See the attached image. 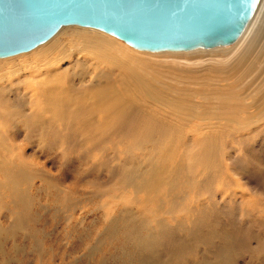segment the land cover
<instances>
[{
    "label": "rangeland",
    "instance_id": "obj_1",
    "mask_svg": "<svg viewBox=\"0 0 264 264\" xmlns=\"http://www.w3.org/2000/svg\"><path fill=\"white\" fill-rule=\"evenodd\" d=\"M257 14L244 37L252 38L258 46L244 59L247 71L238 79L241 92L263 83L264 0ZM147 56L144 57L147 64L156 60L155 55ZM160 63L173 65L171 63L175 62L166 59ZM207 65H213V72H226L231 68L223 63L210 62ZM234 71L239 73L241 70L233 68L225 74L231 81L237 76ZM196 72L197 75L211 74L202 72L199 66ZM184 75L196 77L190 71H184ZM97 89V83L93 86L83 83L70 93L84 96ZM191 103L204 104V100L198 95ZM211 104L214 105L215 101ZM19 106L22 114H28L24 102L19 101ZM4 120L3 133L0 130V264H196V255L205 248L202 244L190 249L191 242H187L178 256L168 246L144 249L150 236L161 235L166 229L177 232V239L189 238L192 222L182 219L192 216L186 210L188 205L197 210L193 208L195 198L202 197L206 202H199V208L213 204L217 211H222L219 194L210 198L202 190L207 186L205 181L213 180L218 185L222 177L232 178L238 192L225 196L236 202L227 205L229 208L224 207L235 213L236 228L248 230V238L250 236L239 242L247 248L238 244L237 251L232 252L233 264H264V119L261 125L251 126L250 130L211 128L201 129L198 133L196 121H203L201 124L214 122L206 116H195L192 117L193 124H175L184 128L179 139L151 138L133 146L125 143L107 146L105 138H100L98 143L87 145L90 151L84 148V137L77 135L74 140L78 131L72 134L73 140L70 141L69 137L68 145L61 142V137L54 140L40 138L39 130L30 131L21 124V116L8 115ZM242 134L245 138H241ZM194 136L198 138L193 139ZM240 141L244 142L245 148L240 146ZM218 142V159L222 161L225 174L203 177L195 159L212 152V146ZM166 153H172L174 159H183L193 178L177 182L180 192L164 191L160 194L161 202L156 205L147 203L144 201L147 191L139 188L144 179L141 174H148L154 165L160 166L156 158ZM2 154L7 158L1 159ZM235 155L238 156L237 163H230L227 158ZM15 169L19 175L16 179L19 180L16 182L19 194L16 193L17 196L23 194L25 207L11 205L15 196L9 195L7 186L3 188L8 171ZM132 174L137 176L127 182V177ZM193 179L198 180L195 189L191 186ZM167 183L162 180L159 184L166 187ZM217 185L207 191L214 192ZM240 195L246 203L240 202ZM172 198L178 199L175 207L166 204ZM227 200V204L231 203ZM220 228H223L222 219H218L216 225V229ZM187 231H190L189 235H186ZM219 246L214 240L213 248L207 253L208 261Z\"/></svg>",
    "mask_w": 264,
    "mask_h": 264
},
{
    "label": "bare ground",
    "instance_id": "obj_2",
    "mask_svg": "<svg viewBox=\"0 0 264 264\" xmlns=\"http://www.w3.org/2000/svg\"><path fill=\"white\" fill-rule=\"evenodd\" d=\"M262 3L263 0L258 1L251 18L235 41L212 47L151 51L133 47L94 27L63 25L30 50L0 57V130L3 133L6 125L4 119L8 115H17L23 119L21 124L30 131L39 130L40 138L43 139L54 140L61 137V142L68 144L69 137L70 141L73 140L72 134L78 131L74 140L78 136L84 137V148L90 151L87 145L98 143L100 138H105L107 146L123 143L133 146L141 140L151 138L179 139L184 128L175 124H193L192 117L195 116H206L214 122L201 124L203 121H196L194 124L198 133L201 129L234 131L259 126L264 119V78L262 85L250 87L244 92L238 88V79L247 71V67L243 65L246 54H252L258 46L252 42V38L244 37L249 26L256 21ZM147 55H155L156 60L147 64L144 58L149 57ZM166 59H172L175 63L171 64L174 66L160 63ZM210 62L229 64L231 68L226 72H213V65H207ZM198 66L202 72L212 71L211 74L197 75ZM233 68L241 71H234L237 76L231 81L230 76L225 74ZM184 71H190L196 77L184 75ZM222 81L224 83L220 84ZM83 83L91 86L97 83L98 89L93 94L84 96L70 93ZM5 95L9 97L5 98ZM198 95L202 97L204 104L191 103ZM19 101L27 105L28 114L21 113ZM213 101L214 105L211 104ZM262 127L263 131L264 126ZM195 138L198 137L194 136L193 139ZM241 138H245L244 134ZM239 144L245 148L243 141ZM219 150L220 142L212 146V152L195 159L203 177L225 174L222 161L218 159ZM100 154L103 155V152ZM6 158L7 155L2 154L1 159ZM156 159L160 166L154 165L148 174H141L144 179L139 186L147 191L144 201L155 205L162 201V192H180L177 182H184L187 177L193 178V173L188 170L183 159H174L172 153L159 155ZM227 159L230 163H237L238 156ZM136 176L137 174L128 176L127 182ZM16 179H19L17 169L8 171L2 183L3 188L7 186L9 195L15 196L11 205L17 207L21 204V207H25V201L21 197L23 194L17 196L16 182L19 180ZM162 180L168 181L166 187L159 184ZM205 183L207 186L202 187L203 194L210 198L219 194L222 211H217L218 208L213 204L199 208L198 203L205 200L202 197L195 198L193 208L197 210H192L188 205L186 210L192 216L189 219L184 216L182 219L192 222L191 234L190 231L186 233L190 234L189 238L177 239V232L166 229L161 235L150 236L144 250L168 246L178 256L185 248V243L191 242L188 246L190 249L200 244L205 247L203 252L196 255V264L234 263L232 252L237 251L239 242L250 238L246 228H242L246 231L236 228L235 213L225 209L236 202L227 200L225 196L237 192V186L230 177H222L218 185L213 180ZM197 185L198 180L193 179V189ZM212 185H217L214 192H208ZM18 191L21 192L19 189ZM240 198V202H245L244 197L240 195ZM225 200L231 203L227 204ZM177 203L178 199L172 198L166 204L175 207ZM178 218L177 222L180 221ZM218 219H222L223 228L216 229ZM214 240L220 246L208 261L207 253L213 248ZM239 245L247 248V245ZM142 255L143 252L140 253Z\"/></svg>",
    "mask_w": 264,
    "mask_h": 264
},
{
    "label": "water",
    "instance_id": "obj_3",
    "mask_svg": "<svg viewBox=\"0 0 264 264\" xmlns=\"http://www.w3.org/2000/svg\"><path fill=\"white\" fill-rule=\"evenodd\" d=\"M259 0H0V57L77 24L151 51L230 44Z\"/></svg>",
    "mask_w": 264,
    "mask_h": 264
}]
</instances>
